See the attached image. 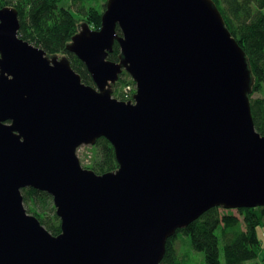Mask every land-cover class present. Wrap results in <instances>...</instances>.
Segmentation results:
<instances>
[{"label":"water","instance_id":"obj_1","mask_svg":"<svg viewBox=\"0 0 264 264\" xmlns=\"http://www.w3.org/2000/svg\"><path fill=\"white\" fill-rule=\"evenodd\" d=\"M20 28L0 8V264H162L209 209L264 206L255 79L214 0H107L67 45L93 85ZM123 71L134 100L113 96ZM101 137L119 167L98 174L77 150ZM27 187L53 197L60 233L28 213Z\"/></svg>","mask_w":264,"mask_h":264},{"label":"trees","instance_id":"obj_2","mask_svg":"<svg viewBox=\"0 0 264 264\" xmlns=\"http://www.w3.org/2000/svg\"><path fill=\"white\" fill-rule=\"evenodd\" d=\"M61 1L63 0H6L5 3L14 5L18 10L21 38L35 43L51 55L59 52L67 54L64 56L71 60L83 81L93 85L92 76L85 63L67 49L68 43L79 31V26L74 13L62 5ZM214 2L223 14L226 26L247 54L255 79L250 94L252 114L256 129L264 135V0ZM83 7L87 22L98 29L101 26L102 12ZM117 31L121 32L118 27ZM120 54L119 43L115 42L108 59L119 60ZM255 93L262 95L254 96ZM95 147L98 156L89 169L103 174L119 167L115 150L109 140L101 137ZM22 193L29 207L28 211L36 215L53 234L60 233V224H53L46 219V204L42 201L49 199V194L31 187L22 189ZM37 199H40L42 211ZM221 209L222 207L209 209L187 227L178 230V233L182 231L189 235L193 248L204 252L205 264H251V261H256L263 248L258 229L264 227V206L239 208V214L222 212ZM55 218L58 221L57 215ZM177 234L168 239L162 264H187L184 255H180L175 246Z\"/></svg>","mask_w":264,"mask_h":264},{"label":"rangeland","instance_id":"obj_3","mask_svg":"<svg viewBox=\"0 0 264 264\" xmlns=\"http://www.w3.org/2000/svg\"><path fill=\"white\" fill-rule=\"evenodd\" d=\"M5 1L6 0H0V8L7 7V6L15 7L12 4L5 3ZM106 2H107V0H83L82 2H79V0H76L74 3V0H63V1H61V4L64 5L65 7L69 8V9H71V11L74 13V15L77 18V24L79 26L78 28L80 29L81 24L83 22H87V20H88L87 16L84 14V10H83L84 7L83 6H86V8L98 9L99 11H101L103 13V11L106 7ZM29 42H31V41H29ZM31 43L35 45V43H33V42H31ZM56 54H58V56H60V57L67 55V54H64L61 52L56 53ZM124 72H126V74H123ZM136 90H137L136 82L133 79V77L127 71H123L120 74L119 79L117 80V82L112 87L113 96L120 99V100H125V101L131 100V99L134 100L133 95L136 92ZM259 95H262V94L261 93H255L254 94V96H259ZM77 155L80 158L82 166L89 169V167L93 163V160H95L97 158L98 153H97V149L95 147V144L94 145H82L78 148ZM49 196H50L49 199L44 198L45 201H42V203L46 204L45 205L46 206L45 212L47 213L46 219H47V221H49L53 224L56 222V223H59L61 225V219L59 218V216L56 213V208L54 205L53 197L50 194H49ZM37 203L40 204L39 208H40V211H42L43 208H42L40 199H37ZM24 206L28 211L29 207H28V205H26L25 201H24ZM33 211L34 210H31V212H33ZM221 211L222 212L230 211L234 214H239L237 209H233V208L232 209H225L222 207ZM28 213H30V212L28 211ZM55 215L58 216V221L56 220ZM241 218H242V215H241ZM60 228H61V226H60ZM258 234L260 235L261 238L264 236V227H259ZM221 241H222L221 246H223L224 245L223 240H221ZM175 246L178 250V253L180 255H182V254L184 255L187 264H205L204 252L198 251V250L193 248L189 235L180 231L177 234V238L175 240ZM254 262H256V261L254 260L253 262L251 261L250 263L253 264ZM260 264H264V261L261 262Z\"/></svg>","mask_w":264,"mask_h":264},{"label":"crops","instance_id":"obj_4","mask_svg":"<svg viewBox=\"0 0 264 264\" xmlns=\"http://www.w3.org/2000/svg\"><path fill=\"white\" fill-rule=\"evenodd\" d=\"M259 237H260V235H259ZM260 239L262 240L263 248L261 249V251L258 255V258L256 259V262H254L255 264H260L261 262L264 261V236L262 238L260 237Z\"/></svg>","mask_w":264,"mask_h":264}]
</instances>
